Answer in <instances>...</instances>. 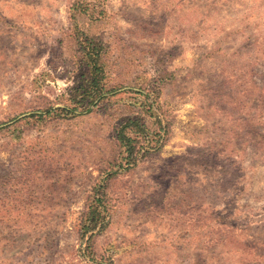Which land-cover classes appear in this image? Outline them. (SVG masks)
Returning a JSON list of instances; mask_svg holds the SVG:
<instances>
[{
	"label": "rangeland",
	"instance_id": "1",
	"mask_svg": "<svg viewBox=\"0 0 264 264\" xmlns=\"http://www.w3.org/2000/svg\"><path fill=\"white\" fill-rule=\"evenodd\" d=\"M94 42L114 91L20 119L77 105ZM124 123L141 159L114 167L89 250L80 218ZM211 212L264 252V0H0V264H264L210 242Z\"/></svg>",
	"mask_w": 264,
	"mask_h": 264
},
{
	"label": "trees",
	"instance_id": "2",
	"mask_svg": "<svg viewBox=\"0 0 264 264\" xmlns=\"http://www.w3.org/2000/svg\"><path fill=\"white\" fill-rule=\"evenodd\" d=\"M90 46L92 47V50L87 52V55L85 56V59L88 61L91 67L90 77L87 78V86L82 85L76 89L80 92L73 96L72 101L74 99L73 103H77V105L70 106L69 104H65L64 106L55 107L53 103H49L43 108L33 110L30 114H27L20 119L36 116L44 117L52 115L53 113L59 114L61 111L73 113V115H79L85 112L88 113L91 112L94 107L99 105L102 100L106 99L108 94L114 91L110 88H107L104 82L105 62L103 61V58H101L102 46H99V44L96 42ZM78 95L80 98L82 96V99L76 101ZM85 100L89 102V105L87 108H85V110H79L78 105L84 103L83 101ZM130 125V123H124L118 129V132L115 136L117 139V145L109 155V160H107V165L103 170V173H106V176L99 184L93 186L92 193L88 196L89 199L86 202L85 209L83 210L80 218V233H82V236H87V234L92 231L87 240V246L89 250L95 246L93 244H95V239H97L99 236V233L96 232L97 228H99V225H101L100 229L106 225L105 221L109 212L108 202L111 198L110 191L113 189L114 180L118 177V170L116 172H112L114 167L120 166L121 168L124 165V161H126L127 164H131L136 163L139 159H141L139 152L140 149L144 147L145 139L140 138L139 136L135 137L128 135L126 129ZM135 125L137 126L135 129L137 130H133L134 128H131L132 131L140 133L143 127L137 122L134 124V126ZM161 139L162 135H160L159 141ZM147 153H151V151L146 150L142 156L144 157ZM234 214L235 213L233 212H224L220 215L211 212L210 215L205 216V220L216 221L219 224L216 236L210 234V242L219 244L234 243L233 245L236 250H239L238 248H240V246H244L246 253L248 252V249L250 251L256 250L258 251L256 257L264 259V252H261L263 248L258 246L259 249H256L257 246L254 245L253 242H243L242 240L239 241L237 239V232L239 231L238 234H240V232L244 233L245 231L242 226L238 225V219L232 218L229 220V218L233 217ZM207 225L209 226L208 223ZM93 251L97 253L95 248ZM248 261H251V259L244 258L243 264H248Z\"/></svg>",
	"mask_w": 264,
	"mask_h": 264
}]
</instances>
